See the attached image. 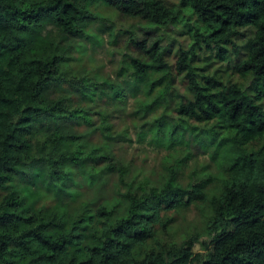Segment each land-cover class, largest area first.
<instances>
[{
	"label": "trees",
	"instance_id": "obj_1",
	"mask_svg": "<svg viewBox=\"0 0 264 264\" xmlns=\"http://www.w3.org/2000/svg\"><path fill=\"white\" fill-rule=\"evenodd\" d=\"M93 2L136 21L135 29L123 28L128 34L119 69L128 73L126 87L133 94L143 84L148 92L158 86V94L166 95L173 78L171 64L161 35L152 28L185 23L189 41L179 48L174 67L185 75L191 97L175 101L179 118L173 122L165 123L163 114L154 119L157 131L171 142L183 139L189 119L207 122L202 130L215 144L212 157H220L219 184L207 199L211 175L181 183L179 159L181 166L169 165L148 192L127 194L132 197L121 212H116L117 202L109 201L94 207L84 202L72 212L66 207L48 209L23 194L26 186H12L0 194V264H264V0H0V189L18 174L33 181L42 176L53 185L62 164L78 156L90 181L104 170L116 171L123 181L126 167L111 150L86 143L82 134L66 126L83 119L108 140L128 139L126 131H112L102 110L95 125L87 111L67 107L62 95L49 93L61 82L91 99L103 92L118 97L126 89L98 77L64 76L69 44L42 31L52 22L65 36L87 37L89 24L97 21L114 33L113 20L91 8ZM191 15L192 22L185 20ZM244 26L253 30L234 68L241 76H251L248 86L198 67L200 49L212 48L223 59L236 52L234 34ZM152 102L154 96L141 105L147 110ZM39 132L44 137L34 148L31 138ZM200 200L210 208L205 226L210 235L206 243L212 247L207 257L192 249L197 235L178 245L156 241L146 247L162 209Z\"/></svg>",
	"mask_w": 264,
	"mask_h": 264
},
{
	"label": "rangeland",
	"instance_id": "obj_2",
	"mask_svg": "<svg viewBox=\"0 0 264 264\" xmlns=\"http://www.w3.org/2000/svg\"><path fill=\"white\" fill-rule=\"evenodd\" d=\"M165 1L171 3L176 0ZM90 7L109 16L114 22L113 30L116 31L110 32L106 26L97 21L89 24L90 35L87 37L65 36L59 26L52 22L45 23L42 31L69 44L68 57L63 62L64 76L68 78L83 75L98 77L120 82L126 89L118 97H113L110 92H103L102 95L96 93L91 99L83 98L73 87L61 82L52 85L49 93L62 95L67 107L77 106L87 111L86 117L93 120L95 125L101 122L98 111L102 110L105 113V120L111 124L112 131L115 133L126 131L129 135L128 139L120 136L108 140L99 128L93 127L83 119L66 126V129L82 134L86 143L99 144L104 149L111 150L118 162L126 167L123 181L118 179V173L114 170H104L101 175L97 174L94 180L90 181L77 162L82 156H78L77 159L62 164L61 174L53 183L55 186L62 185L59 190L51 183L48 184L42 176H38L36 181H33L27 174L23 176L18 174L8 187L0 189V194L6 193L12 186L20 185L21 187L26 186L27 191L23 194L28 195L30 199H37V206L47 204L48 209L55 206L60 209L66 207L72 212L84 202H89L94 207L100 202L109 201L117 202L119 205L116 212H121L130 197L140 192H148L152 184L158 185L169 165L179 162L180 166L182 163L178 175L181 183L211 175L206 185L208 199L210 193L212 194L219 184L218 176L222 174V167L220 157H212L215 144L210 142L207 132L202 130L207 122L189 119V126L184 130L183 139H175L171 142L163 132L157 131V122L154 119L163 114L165 123L173 122L179 118L174 107L175 101L180 97L183 99L191 97V91L185 82V75L174 67L175 56L179 48L186 46L189 41L185 23L181 20L152 28L155 34L161 35L160 42L165 45V59L171 64L173 78L166 95L161 97L158 94V86L148 92L143 84L138 85L136 94H133L126 87V81L129 80L128 73L119 69L128 34L123 28L136 26L134 23L136 21L133 16L120 14L103 2H93ZM194 18V15H191L185 20L192 22ZM241 28L239 33L234 34L238 50L231 53L227 59L218 56L214 49L206 47L198 51L195 63L199 68L216 71L225 81L234 79L248 86L251 76H241L235 70L234 64L245 55V43L253 27ZM137 30L139 32V29ZM129 48L137 51L135 46H129ZM153 96L156 98V103L152 102L154 106L146 110L145 106L141 105V100L152 101ZM43 137V132L32 136L34 148H37L36 145ZM127 194L132 196L129 197ZM206 200L162 209L161 221L155 224L153 237L148 239L146 247L155 246L156 241L167 246L169 244L178 245L186 237L197 235L192 249L201 252L203 257H207L212 246L206 243L210 238L205 226V219L210 213Z\"/></svg>",
	"mask_w": 264,
	"mask_h": 264
}]
</instances>
